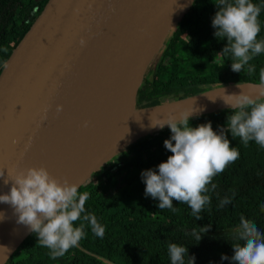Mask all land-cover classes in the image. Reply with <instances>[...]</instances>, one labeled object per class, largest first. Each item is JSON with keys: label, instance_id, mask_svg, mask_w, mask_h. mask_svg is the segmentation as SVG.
<instances>
[{"label": "trees", "instance_id": "obj_1", "mask_svg": "<svg viewBox=\"0 0 264 264\" xmlns=\"http://www.w3.org/2000/svg\"><path fill=\"white\" fill-rule=\"evenodd\" d=\"M46 1L0 0V70ZM251 2L258 4L259 0ZM218 3L192 0L166 34L156 66L140 86L158 98L136 104L140 112L227 86L261 84L264 52L249 62L254 71L245 66L239 73L231 69L232 55L222 53L227 40L217 38L212 26ZM258 20L257 40H264V9ZM231 114V107H224L189 118L192 127L211 123L217 133L223 127L230 146L239 151V158L208 185L205 194L210 204L198 214L200 220L187 204L173 201L174 212L160 209L157 199L145 195L141 173L149 169L158 173V165L172 155L164 146L172 136L170 128L156 129L126 144L118 166L100 165L78 188L80 193H89L85 214L95 215L105 227L103 238L84 221L85 237L78 246L52 259L50 250L31 231L5 264H171L168 245L172 243L188 249L184 264H234L233 246L244 243L239 239L241 216L253 221L264 235V148L254 141L245 145L227 132ZM225 198L230 203L221 206ZM207 225H211L209 230L201 233ZM222 255L228 259L222 260Z\"/></svg>", "mask_w": 264, "mask_h": 264}, {"label": "water", "instance_id": "obj_2", "mask_svg": "<svg viewBox=\"0 0 264 264\" xmlns=\"http://www.w3.org/2000/svg\"><path fill=\"white\" fill-rule=\"evenodd\" d=\"M191 1H46L0 70V195L10 192L8 173L14 176L32 167L42 166L61 182L81 186L125 140L89 148L104 110L123 86L130 123L149 60ZM239 86L255 87L252 98L264 99V85ZM202 95L165 102L138 115L195 105ZM30 232L15 209L0 202V264Z\"/></svg>", "mask_w": 264, "mask_h": 264}, {"label": "clouds", "instance_id": "obj_3", "mask_svg": "<svg viewBox=\"0 0 264 264\" xmlns=\"http://www.w3.org/2000/svg\"><path fill=\"white\" fill-rule=\"evenodd\" d=\"M216 7L218 10L212 19V26L216 29L214 35L226 38L227 44L222 53L232 55V71L239 73L245 66H248L249 72L254 71L249 62L264 52V40H257L261 31L258 20L261 7L251 0H219ZM81 44H84L83 40ZM260 81L264 85V69L261 70ZM261 93L264 94V88ZM225 96L227 99L222 98L231 106L232 112L226 121L227 132L239 137L245 145L254 141L264 148V100L246 94ZM61 110L62 106H57V111ZM193 112L194 109L182 112L179 119L152 123L153 127L161 129L169 126L172 136L164 141V146L172 155L158 165V173L149 169L141 176L146 185L145 195L157 199L160 209L175 212L177 209L173 207V201L187 204L196 219L200 220L198 214L210 204V197L205 194L209 191L208 185L218 173L239 158V151L230 146L223 127L217 133L211 123L190 126L189 118ZM3 176L4 171L0 169V177ZM8 177L13 183L9 193L0 195V202L15 209L19 222L30 226L41 245L50 250L52 259L63 257L69 249L78 246L85 237L84 221L91 225L97 237L105 235V227L97 222L95 215L85 214L89 193H80L78 185L66 180L61 182L42 166L28 168L14 176L8 173ZM4 183L7 184L8 180ZM228 203L230 200L225 198L221 206ZM78 220L82 222L74 226ZM210 227L201 228V233ZM197 239L200 240L201 235ZM239 239L244 243L233 246L231 261L234 264H264V235L253 221L243 216L240 218ZM168 253L171 264H184L188 249L172 243L168 245ZM221 259L227 260L228 257L222 255Z\"/></svg>", "mask_w": 264, "mask_h": 264}, {"label": "bare ground", "instance_id": "obj_4", "mask_svg": "<svg viewBox=\"0 0 264 264\" xmlns=\"http://www.w3.org/2000/svg\"><path fill=\"white\" fill-rule=\"evenodd\" d=\"M187 2L184 4L186 5ZM181 11H182V8L180 9L179 13L168 23V26L166 28L172 25L173 21L180 14ZM257 92H258L257 89L252 86L227 88L225 90H222L219 92H212L204 96L201 102L195 105H192L189 108L187 107L183 109L180 106V107L174 108L173 110H169L165 113L147 114V115L141 116L137 118L136 120H133L130 123H128L126 121V115H127V110H128L127 105L129 103L128 95H127L125 88L122 86L117 89L112 100L109 102L108 106L104 110V113L99 119L96 125V128H95V131L91 136L92 139L90 140L89 148L91 147L93 148L94 146H97V145L102 146V145H107L111 143H113L114 145L115 143L118 142V138L121 140L126 139L127 137L134 134L140 128L153 127L152 123L153 124L160 123L170 118L179 119L180 114L182 112L190 111V108L198 109L199 111H204L209 108H213L214 106L224 105L226 103L224 102L223 98L227 99L225 95L246 94L249 97H252ZM154 128H156V126Z\"/></svg>", "mask_w": 264, "mask_h": 264}, {"label": "rangeland", "instance_id": "obj_5", "mask_svg": "<svg viewBox=\"0 0 264 264\" xmlns=\"http://www.w3.org/2000/svg\"><path fill=\"white\" fill-rule=\"evenodd\" d=\"M257 5L260 6L261 9H264V0H259V2H258ZM162 45H163V43L156 49V51L154 52V54L150 58L144 76L149 75L150 72L153 70V68L156 66L158 54L160 53V51L162 49ZM213 91H210L208 93H205L202 96L204 97V96L210 94ZM157 98H158L157 93H155V92H148L146 86L139 87L138 92L136 94V98H135V102H134V107L132 108V111H131V114H130V117H129V119H130L129 122H131V121H133V120H135V119H137V118H139L140 116L143 115L142 113L138 115V113H140V110L135 107L136 104L138 105V104L144 103L148 99H157ZM225 105H227V104H225ZM191 106L192 105H185V106H182V108L183 109L184 108H187V107L189 108ZM219 107H221V106H218V107H215L214 106L213 108H209V109L204 110V111L195 110L192 115L193 116L205 115L208 112H211V111H213V110H215V109H217ZM191 110H193V109L190 108V111ZM192 115H191V117H193ZM163 128H169V126L165 125ZM156 129H161V128L160 127H157V126H156V128H154V127H143V128H140L134 134H132L131 136H129L128 138H126L123 142H121V144L119 146H117V148H115L111 152V154L105 159V161L103 163H101V165H104V164L107 165V164H109L110 166H118L119 163H120V161H121V158H122V147H123L124 144L126 145V143H128L132 138H135L138 135L140 136L142 134H145L146 132L153 131V130H156Z\"/></svg>", "mask_w": 264, "mask_h": 264}]
</instances>
